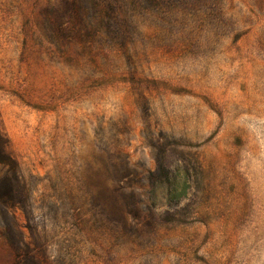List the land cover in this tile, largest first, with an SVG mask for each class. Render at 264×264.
I'll return each instance as SVG.
<instances>
[{
	"label": "rangeland",
	"instance_id": "rangeland-1",
	"mask_svg": "<svg viewBox=\"0 0 264 264\" xmlns=\"http://www.w3.org/2000/svg\"><path fill=\"white\" fill-rule=\"evenodd\" d=\"M0 264H264V0H0Z\"/></svg>",
	"mask_w": 264,
	"mask_h": 264
},
{
	"label": "trees",
	"instance_id": "trees-1",
	"mask_svg": "<svg viewBox=\"0 0 264 264\" xmlns=\"http://www.w3.org/2000/svg\"><path fill=\"white\" fill-rule=\"evenodd\" d=\"M6 144H7V141L0 134V164L9 166L10 168L14 169L15 165L13 161L5 153Z\"/></svg>",
	"mask_w": 264,
	"mask_h": 264
}]
</instances>
